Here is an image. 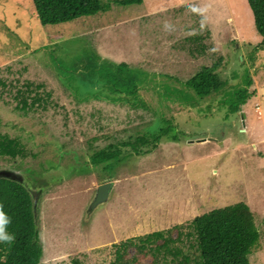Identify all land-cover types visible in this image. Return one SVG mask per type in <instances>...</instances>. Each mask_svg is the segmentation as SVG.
<instances>
[{"label": "rangeland", "instance_id": "obj_1", "mask_svg": "<svg viewBox=\"0 0 264 264\" xmlns=\"http://www.w3.org/2000/svg\"><path fill=\"white\" fill-rule=\"evenodd\" d=\"M102 1L107 11L46 26L32 0H0V134L24 148L0 155V177L34 198L40 264H150L161 239L143 251L130 245L117 261L112 245L169 229L186 248L190 220L240 202L260 233L250 264H264V44L247 1ZM213 64L217 90L199 96L185 85ZM108 69L133 82L111 85ZM79 79H94L99 97ZM27 83L44 102L22 110ZM242 87L252 94L235 111ZM166 126L147 153L126 145L112 169L90 163L108 145ZM109 180V198L91 208Z\"/></svg>", "mask_w": 264, "mask_h": 264}, {"label": "trees", "instance_id": "obj_2", "mask_svg": "<svg viewBox=\"0 0 264 264\" xmlns=\"http://www.w3.org/2000/svg\"><path fill=\"white\" fill-rule=\"evenodd\" d=\"M32 2L36 11V20L38 18L39 22L46 26L59 25L83 16L107 11L110 8V3H104L102 0H32ZM142 2L143 0H114V3L120 5L141 4ZM247 4L253 15L255 30L262 36V44H264V0H247ZM121 64L116 65L118 71L126 67L125 63ZM88 67L94 66L89 64ZM215 68V64L204 67L186 79L185 85L191 87L199 96L210 94L212 90H217L221 86V81L214 73ZM107 71L106 82H111L113 86L121 82L123 84L133 82L131 76L121 77L112 69ZM94 79L95 83H99L97 77ZM94 79H79L80 89L94 97H99L100 93L97 91L91 94V88L95 85ZM251 84L252 82L249 81L248 85ZM32 85V83H27V91L19 93V107L22 110L31 109L36 103L44 102L38 95V91L31 89ZM132 85L135 88V85ZM40 86L37 85L35 88ZM33 91L35 93L31 95ZM234 92L238 98L234 101V109L239 111L240 106L246 103L252 92L248 91L247 87ZM29 98L31 102H28ZM169 128L170 126L159 128V132L153 134L151 138L139 136L131 142L118 146L108 145L107 148L95 152L90 158V163L93 166L103 164L105 169L110 170L114 167L113 163L122 160V146L128 145L137 155H142L154 149L158 144L159 136ZM172 138L175 139L176 135L173 134ZM137 144L151 146L139 149ZM23 154L24 148L17 140L0 134V155L14 158ZM0 205L3 206V211L10 220L6 225V232L14 236L11 243L0 242V264H40L42 245L37 228L34 198L30 191L16 179L0 177ZM187 227L189 231L186 235L189 241L186 248L175 245L182 241L180 234L172 237L166 234L169 229L159 230L114 243L112 246L115 247L116 261L122 257L130 245H136L139 251H143L150 246V243L161 239L162 242L152 249L162 253V256L150 264H250V255L260 236L254 214L243 202L197 215L187 223ZM71 264L82 263L73 258Z\"/></svg>", "mask_w": 264, "mask_h": 264}, {"label": "water", "instance_id": "obj_3", "mask_svg": "<svg viewBox=\"0 0 264 264\" xmlns=\"http://www.w3.org/2000/svg\"><path fill=\"white\" fill-rule=\"evenodd\" d=\"M112 183L113 182L109 180L98 185L94 199L90 205L91 208L98 206L99 204L105 202L109 198V194L113 185Z\"/></svg>", "mask_w": 264, "mask_h": 264}, {"label": "clouds", "instance_id": "obj_4", "mask_svg": "<svg viewBox=\"0 0 264 264\" xmlns=\"http://www.w3.org/2000/svg\"><path fill=\"white\" fill-rule=\"evenodd\" d=\"M201 13L207 9H195ZM10 222L9 218L3 211V206L0 205V242L11 243L14 240V236L6 232V225Z\"/></svg>", "mask_w": 264, "mask_h": 264}, {"label": "crops", "instance_id": "obj_5", "mask_svg": "<svg viewBox=\"0 0 264 264\" xmlns=\"http://www.w3.org/2000/svg\"><path fill=\"white\" fill-rule=\"evenodd\" d=\"M246 1H247V0H246ZM157 9H159V8H156V10H157ZM160 9H161V10H164V9H166V8H165V7H161ZM251 13H252V12H251ZM252 18H253V15H252ZM152 39H153V38H152ZM254 218H255V217H254Z\"/></svg>", "mask_w": 264, "mask_h": 264}]
</instances>
